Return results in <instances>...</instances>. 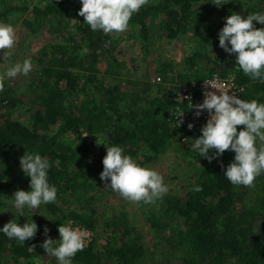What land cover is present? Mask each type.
<instances>
[{"label":"trees","instance_id":"1","mask_svg":"<svg viewBox=\"0 0 264 264\" xmlns=\"http://www.w3.org/2000/svg\"><path fill=\"white\" fill-rule=\"evenodd\" d=\"M17 2L1 9L2 20L10 8H28L27 0ZM81 7L82 0H38L31 7L33 22L47 15L56 18L59 26L55 32L62 35L46 45L51 55L58 54L52 56L58 64H42L40 83L32 80L25 85V91L36 92L28 98V121L8 117L0 121V206H11V215L0 223V229L11 220L21 226L34 221L38 226L35 237L23 244L0 231V264H52L53 261L43 258L53 256L46 254L41 244L50 237L54 247L59 245L58 227L64 218L94 229L96 215L80 209L93 201L101 202L111 190L100 178L106 145H119L123 154L140 166L156 159L171 145L187 157L189 169L182 194L166 193L154 204L139 203L155 235H166L154 243L167 242L170 253L164 264H264V174L256 178L255 191L247 200V193L241 191L244 186H234L224 176L227 166L234 161V151L226 150L209 162L181 142L179 131L170 120V109L175 103V90L187 79H183L182 72L176 76L166 74V69H172L169 61L168 67L156 70L162 72L163 79L155 82L157 75L152 77L145 63L153 36L158 38L164 33L169 38L178 37L197 20L204 21L206 15L213 13L221 25L209 28L220 31L225 17L231 14L264 13V0H229L220 7L212 0H149L133 13L129 33L122 36L94 32L78 14ZM160 13L166 16L154 20ZM26 22L30 23V19ZM253 23L256 28H264L259 22ZM196 42L195 51L184 59L196 70L186 72L185 76L198 82L214 71H233L236 80L245 86L241 99L264 103V83L246 76L235 62L232 67L217 70L223 54L200 48L202 43L205 46L210 42L219 47V36L198 33ZM200 58L206 63L202 60L203 64L195 65L193 60ZM103 59L107 60L106 67L99 74L96 64ZM133 75L140 77L138 90L134 84H125ZM177 77L181 81L174 83ZM13 89L12 85L5 86L2 96L8 100L10 95L11 99ZM14 102L12 98L11 104ZM241 127L237 126V130ZM25 151L49 160L48 182L57 189L54 203L41 204L36 212L24 208L26 217L16 213L12 200L3 197L17 190H31L30 177L20 165ZM197 187L202 190L195 191ZM116 218L111 215L108 222L114 226L106 236L108 241L100 244V235H95L72 258V264H149L136 242L114 246L116 227L122 221L121 217ZM45 226L49 230L47 237Z\"/></svg>","mask_w":264,"mask_h":264},{"label":"clouds","instance_id":"2","mask_svg":"<svg viewBox=\"0 0 264 264\" xmlns=\"http://www.w3.org/2000/svg\"><path fill=\"white\" fill-rule=\"evenodd\" d=\"M228 2L229 0H212L217 7ZM148 3L149 0H82L78 14L84 17L83 22L94 32L99 30L105 35L120 34L128 29L133 13ZM225 20L226 23L218 33L219 46L229 54H236L235 64L238 70L253 81L264 83V28H256L253 23L256 21L264 25V13L252 12L246 16L235 13L225 17ZM15 36L12 24L0 23V50H3V62L9 61L12 55ZM32 69L30 59L9 66L0 74V92L5 88L6 78L27 75ZM204 84L203 103H190L187 107L194 109L197 117L204 110L209 113L206 124L201 128L202 134L193 140L191 149L209 162L222 156L226 150L234 151V161L227 166L224 176L234 186L254 187L255 179L264 174V103L243 100L234 91L229 94L231 88L216 79L204 80ZM208 86L218 90L219 94L209 90ZM187 99L191 101L190 97ZM183 113L184 110L178 112L175 126L183 124ZM237 126H242L239 131ZM192 127L190 122L188 128ZM106 148L102 161L104 167L100 173L105 187L136 204H154L168 192L164 178L158 171L138 165L132 157L123 154L119 145H106ZM20 165L24 174L30 177L31 190L15 191L12 207L18 210L20 216H24L25 207L34 212L41 204L54 203L57 189L48 182L51 164L46 157L25 151L20 157ZM194 190L202 189L197 187ZM37 228L34 221L25 222L21 226L11 220L5 223L0 231L9 239L15 238L23 244L35 237ZM48 231L45 226L46 237ZM58 231V246L54 247V240L47 237L41 247L46 254L55 257L59 264H72V258L86 246L87 233L64 224L58 227ZM31 247L34 249L35 246Z\"/></svg>","mask_w":264,"mask_h":264},{"label":"rangeland","instance_id":"3","mask_svg":"<svg viewBox=\"0 0 264 264\" xmlns=\"http://www.w3.org/2000/svg\"><path fill=\"white\" fill-rule=\"evenodd\" d=\"M17 1L18 0H16V4H19ZM27 1V9L18 10L16 9L17 7H13L6 10L3 20L0 17V23L12 24L16 33L15 44L13 49L11 50L12 55L9 61L3 62V50H0V74H3L9 66L18 62L22 63L25 59H30L33 64L32 71H30L27 75H18L16 78H6V80L11 81L10 85L14 86L15 89L11 91V99L9 95L6 106L0 111V115H2V118L0 117V121L5 117H8L9 119H20L24 122H27L31 113V110L29 109L28 98L33 97L36 92L35 90L33 93L31 91H25V89L28 88H25V85L32 80H36L40 83V80H38V75H40L39 71L42 64H58V61H54L52 58V56L56 57L58 56V54L54 53V55H51V53L48 52V47L46 49V45L48 43H54L58 39H60L59 37L62 34L55 32L56 26H59V21H57L56 18L53 19L52 17H48L47 15L40 21L35 20L33 22V12L31 10V7L34 3L38 2V0ZM14 2L15 0H4L3 3L0 2V11L1 9L6 8L8 5H14ZM215 15L216 13H213L210 16L206 15V19L204 21L197 20L192 25V27L184 32L185 35L179 34L178 37L169 38L163 33V35H161V37L158 36V38L153 36L151 39V43H149V51L146 53L145 61L147 67L152 73V77L156 75L161 76L162 72H157L156 70L168 67L166 66V64L171 61L172 69H166V74L176 76L177 74H180L182 72V74L184 75L183 79L187 80L183 81L181 85L193 81L185 76V73L188 71H195L196 67L192 64L186 63L184 59L195 51L194 47L198 33H209L210 35L211 33H214L218 37L219 31L217 29H214V31H212L209 28L221 25L219 19L216 20L214 18ZM165 16V13H160L159 17H154V20L157 21L158 18ZM28 19H30V23L26 22ZM69 23L71 22L69 21ZM68 29H72V24H69ZM63 32H65L64 35H67L66 30ZM126 33L129 32L126 30L125 32L120 33V35L122 36ZM118 35L119 34H117L116 36ZM126 39L128 41L130 40L129 38ZM119 41L123 43L122 40L119 39ZM124 43H126L125 39ZM217 46L218 44L215 45L214 42H210L208 44H205V46L202 43L200 48L207 49L211 53H213L212 51H217L220 52L219 54H223L221 56L220 63L217 66V70L222 69L224 66L232 67L235 62L236 54H229L225 52L224 49L220 50L221 47ZM131 47L135 48V45ZM129 52L132 53L130 50ZM202 60L203 63H206L205 59L202 58L195 59V61L193 60V63L200 66ZM106 62L107 60L103 59V61H99L96 64V67H98V69L100 70L98 71L99 74H102L103 70L105 69ZM209 66H211L210 62L207 63V67ZM139 79L140 77L133 75L129 81H126L125 79L124 81H126L125 84H134L135 89L138 90L139 86L137 80ZM162 79L163 77L161 76V81ZM180 81L181 79L177 77L174 83H179ZM12 98L15 101L14 104H11ZM186 145L191 148V144L187 143ZM186 158L187 157H185L181 150H176V148H174V145H171L165 152L160 153L156 159L146 162L142 167L154 169L163 176L164 183L168 187L167 193L182 194L183 188L186 184V172L189 169V166H187L185 162ZM255 182H257V180L254 181V184ZM241 191L247 193V200H249L250 193H254L255 191V186L251 188L241 187ZM13 193L14 192L6 196L3 195V197H5V200L10 201L13 199ZM88 207H90L92 211L89 210ZM25 208L29 210V208ZM80 210L84 212L86 211L88 214L96 215L97 220L95 222L93 230L95 235H100L97 240V242H99L100 244H105L108 241V238L106 236H108L112 231V228H114V226H112L108 222L111 220V215H115L117 216V218L121 217L122 221L116 227L115 236L117 237L116 241L113 243L114 246L120 245L123 242H136L141 248H143L142 252L146 261H150L149 264H151L152 262L157 264L167 263L168 253H170L167 242L161 241L158 244H154L157 243L155 241L156 239H159L160 237V240H162L166 235L162 234L161 232H159L158 235H155L154 229L150 228L149 224L145 221L143 214L141 213L139 204L128 201L121 197L118 192L110 190V192L106 193V196L103 197L101 202H98V200L93 201V203L91 202L89 206L85 205V208H82ZM17 212L18 211H16V213ZM10 215L11 206L9 207V205L6 204L5 207L0 206V223L6 221L10 217ZM24 216L26 217V214H24ZM69 219L70 218H64L59 222V224H64L66 226ZM43 258L50 262L53 261L52 264H59V261L55 257L51 258L45 255Z\"/></svg>","mask_w":264,"mask_h":264},{"label":"built area","instance_id":"4","mask_svg":"<svg viewBox=\"0 0 264 264\" xmlns=\"http://www.w3.org/2000/svg\"><path fill=\"white\" fill-rule=\"evenodd\" d=\"M212 79H216L220 82H223L224 84H226L228 87L231 88L229 90V94H232V92L234 91L236 92V95L239 98H241V95L244 91L245 86L236 80V74L233 71L225 73V74H222L219 71H214L210 75L200 79L198 82L191 81V82H188L187 84L180 85L175 90V93H174L175 103L170 109V120L172 124L175 126L176 116L178 115V112L184 110L183 124L179 126H175L179 131V139L183 143L192 144L193 140L202 134L201 128L206 124L209 118V113L206 110H204L197 117L195 115V110L194 109L190 110L187 107L190 105V103L194 105L203 103V100L205 98L204 97V88H205L204 80L207 81V80H212ZM154 80L156 82L161 81V76L157 75L154 78ZM4 83H5V86H8L11 84V81H8L5 79ZM208 87H209V90L217 91V93L219 94L218 90L212 89L210 86ZM2 93L3 91L0 92V111L6 106L8 102L7 98L2 96ZM188 97L191 98V101L187 99ZM190 122L193 124V127L191 129L188 128V124ZM66 226H70L73 229H79V230L86 232L87 233L86 246L95 236L94 230L92 228H89L82 223L75 222L72 219H69L67 221Z\"/></svg>","mask_w":264,"mask_h":264}]
</instances>
